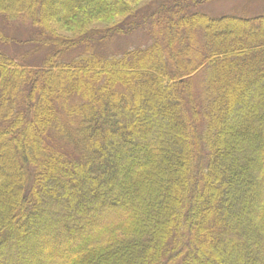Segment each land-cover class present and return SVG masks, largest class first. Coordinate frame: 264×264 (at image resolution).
I'll return each instance as SVG.
<instances>
[{
    "label": "trees",
    "instance_id": "obj_1",
    "mask_svg": "<svg viewBox=\"0 0 264 264\" xmlns=\"http://www.w3.org/2000/svg\"><path fill=\"white\" fill-rule=\"evenodd\" d=\"M186 1L0 0V264H264V11Z\"/></svg>",
    "mask_w": 264,
    "mask_h": 264
},
{
    "label": "rangeland",
    "instance_id": "obj_2",
    "mask_svg": "<svg viewBox=\"0 0 264 264\" xmlns=\"http://www.w3.org/2000/svg\"><path fill=\"white\" fill-rule=\"evenodd\" d=\"M169 0H159V3L161 2V4L163 2H167ZM251 7L253 8V10L255 8H259V10L264 11V0H249ZM130 3H132L133 6L138 7V6H142L143 8L145 6V4H147V0H130ZM169 3V2H168ZM182 4H187L186 0H181ZM244 3H247V1L245 0H209L207 3L203 4L202 6L198 7L201 10H204L210 14L213 15H221L224 13H236V12H242L243 6H245ZM155 5V6H158ZM146 10H142V12H144ZM145 15V14H144ZM154 13L150 12L148 14V16L145 19L146 23H153L156 24L157 26H159L160 22H161V15L160 17H154V19L150 18L151 16H153ZM114 19V20H113ZM111 22H115L116 18H113ZM106 20H96L94 22H92L90 25L93 27H98L101 28V26H106L108 25V22H105ZM158 22V23H157ZM166 22V21H165ZM166 24V23H165ZM14 25V24H13ZM12 24L9 26H4L3 30L5 33L9 32V34L14 33L13 28H15V26H13ZM145 27L141 28V29H135L134 32L127 34V35H123L122 32L117 31L114 32L109 31L107 32V34H105L104 36H107V39L105 41H102V37H101L98 41V46L97 48L99 49V51H103L104 53H108V54H120L125 52L127 49L129 48H133V47H138L139 45H146L149 41L150 37V33L149 31H147L146 29H148L146 27V29H144ZM157 31V28L155 29ZM61 32L64 34H68L71 35V32H68L66 30H62ZM159 33L161 35H163L164 30L163 29H159ZM109 36V37H108ZM4 49L8 48V45H3ZM75 51V50H74ZM16 53V52H15ZM22 53V51H21ZM75 54L79 53V51H75ZM29 62H32V59H28ZM150 88V86L147 85V87H145V91H147ZM6 150L9 149L10 152V157L12 158L13 154L16 153L12 151L11 148V143L10 144H5ZM89 224V223H88ZM91 224V222H90Z\"/></svg>",
    "mask_w": 264,
    "mask_h": 264
}]
</instances>
